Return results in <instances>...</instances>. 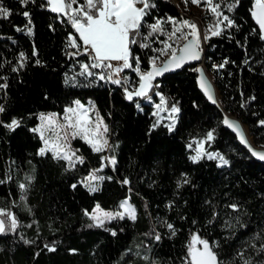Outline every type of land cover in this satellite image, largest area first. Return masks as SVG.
<instances>
[{
	"label": "trees",
	"instance_id": "trees-1",
	"mask_svg": "<svg viewBox=\"0 0 264 264\" xmlns=\"http://www.w3.org/2000/svg\"><path fill=\"white\" fill-rule=\"evenodd\" d=\"M149 2L153 6L135 37L137 43L130 46L142 70L149 69L154 54L150 43L154 34L145 40L148 25L157 18L181 17L172 0ZM0 5L11 13L0 17V84L7 85L0 88V106L5 109L0 121H21L14 130L0 124V181H4L0 208L13 212L18 220L15 231L0 234V264H124L131 256L135 264H185L193 233L217 242L220 258L226 262L242 264L236 256L241 250L264 261V255L257 256L249 247L264 242V162L254 159L222 124L225 110L242 120L256 142L264 141L260 124L264 120V41L250 14L253 0H239L229 12L235 26L210 36L199 47L220 91L222 108L199 91L193 67L154 78L157 91L180 108L172 132L164 124L152 128V103L127 100L116 84L96 75H80L69 45L71 34L82 47L78 33L66 16L48 8L46 0L27 4L0 0ZM142 43L149 47H141ZM221 64L222 68L214 67ZM129 73L135 79L134 72ZM152 98L157 99L155 94ZM75 100L91 101L108 125V152L115 157V166L101 169L104 152H93L79 138L72 140V146L84 158L83 164L69 168L50 152L38 155L42 141L31 131L39 122L38 114L62 115ZM209 131L214 138L206 142L207 150L223 155L227 165L207 157L196 163L190 159L191 140L202 139ZM94 169H101L105 179L97 191L90 192L82 180ZM125 178L128 184L122 183ZM185 178L188 183H183ZM21 183L27 185L23 192ZM124 199L136 209L135 220L117 218L104 227H89L93 221L85 210L99 204L114 211ZM232 203L238 211L227 207ZM258 233L260 239H253Z\"/></svg>",
	"mask_w": 264,
	"mask_h": 264
},
{
	"label": "snow or ice",
	"instance_id": "snow-or-ice-1",
	"mask_svg": "<svg viewBox=\"0 0 264 264\" xmlns=\"http://www.w3.org/2000/svg\"><path fill=\"white\" fill-rule=\"evenodd\" d=\"M20 2L27 4L29 0H20ZM191 2L197 5L201 4V0H191ZM203 3L207 10L217 17L216 23L208 29L212 36H219L224 28H232L235 26L234 20L224 14L220 3H214L213 0H203ZM47 4L50 6L52 12L60 13L68 18L73 29L78 33L79 40L85 46L83 51L89 55L91 62L80 65V75H98V79H107L115 84H121V80L114 79V75L119 76L124 69H133L139 75L140 83L138 88L129 91L125 87V98L127 100L131 101L133 97H147L149 90L153 87L152 81L155 77L161 76L167 71L179 69L189 61L200 59V33L194 22L187 19L177 20L174 17H168L167 20L157 18L153 23L148 25L150 32L145 37V40L155 33L163 32L165 23H171L172 31L168 33L169 40L175 41L182 39L187 42L182 47H173L168 41H162L163 48L155 50L159 55L150 59L149 69L147 71H141L140 58L132 57L130 46L137 43L135 37L139 35V30L143 25L144 18L148 14V9L153 6L149 0H84L78 6H74L78 4V0H47ZM138 4L142 5V7H138ZM238 4L239 0H233L232 3L227 4V11H233ZM10 14L9 9L0 5V17L7 18ZM250 14L259 26L260 39L264 41V0H253ZM23 15L28 17L29 13L24 12ZM184 28L190 31L184 32ZM30 32L31 29H29ZM189 37H191L190 40ZM208 38V35H204L203 37L205 40ZM69 45L73 48L78 47L76 38L71 34L69 35ZM141 47L146 48L149 45L142 43ZM165 53H170V55L158 65L157 61ZM20 56L21 60L25 59L23 53ZM112 62L117 63L113 64ZM133 64H135V67H133ZM223 66L221 64L214 67L222 68ZM21 67H23V64H21ZM92 69H101L102 71L97 74ZM105 69L108 70L107 73L103 71ZM195 71L200 73L198 79L199 87L203 90L207 98L215 103L211 85L205 78L203 69L198 68ZM124 82H127L126 79ZM6 86L5 84H0V88ZM157 95L160 96V103L156 105L158 111L154 115H158L159 111L164 110L162 106L167 103L163 95L160 93H157ZM92 109H94V105H92ZM90 110L80 100H75L72 105L64 109V115L62 117L63 123L57 119L56 113L47 115L41 113L39 126L31 129L32 132L39 134L43 142V146L38 150V155L44 156L46 153L51 152L54 159H63L68 162L69 168H73L77 163L83 164L84 158L77 155L78 150H72L70 139H82L96 153L110 148L111 145L107 138L109 133L108 126L104 123L99 113H96V118L93 120L89 115ZM4 111V107L0 106V113ZM170 112L173 114L170 117L172 123L167 125V128L169 132H172L176 124L175 114L180 112V108L176 103L171 105ZM223 123L236 132L241 143L247 145V141L237 122L225 117ZM0 124H3V121H0ZM20 124V120L13 118L10 123L3 124V126L9 130H14ZM159 124L160 120L158 119L152 125V128H156ZM260 124L264 125V120H261ZM213 138V131H209L207 133V140L211 141ZM196 143V154L190 157L194 163L201 160L204 156H207L210 160L218 159L222 165L229 163L219 153L207 152L204 147V141H198ZM188 146L189 148L192 147L191 144ZM249 150L252 152V155L264 161V151H256L251 146H249ZM105 160L113 166L116 165L114 156L111 158L102 157L101 169L105 166L103 163ZM101 169H94L83 181L90 192L98 190L93 182L105 179V177L96 174ZM7 179H11V177L9 176ZM31 179L32 177H26L27 181ZM108 179H111V177H108ZM3 182L0 181V183ZM122 183L128 184L129 180L125 178ZM183 183H188L187 178L183 180ZM177 186L180 187L181 183L178 182ZM26 187L27 185L25 183L19 184L22 192L26 190ZM72 187L75 188L76 185L73 184ZM21 199L23 200L24 197L22 196ZM120 207L122 211L115 213L104 211L99 204L91 212L85 210L84 215L93 221V224L89 225V227H104L107 221L117 218L124 219L125 216L132 220L136 219V209L127 200L122 201ZM227 207L234 212L238 211V205L236 203L229 204ZM213 215L216 216L217 213H213ZM167 227L175 235L173 225L168 223ZM17 228L18 220L16 215L11 211H5L3 208H0V234L15 231ZM112 234L115 235L116 233L113 232ZM160 238V235L157 233L155 239L159 240ZM253 239L259 240L260 234L258 233ZM45 247L49 251H55L54 247L48 245H45ZM218 247L217 242H210L202 238L198 233H193L187 246L185 264H232V262H226L220 258L217 250ZM249 247L255 251L257 256L264 255V242H261L258 246L255 243H251ZM236 256L242 261V264H264V261H257L252 256H246L243 250L238 251Z\"/></svg>",
	"mask_w": 264,
	"mask_h": 264
},
{
	"label": "rangeland",
	"instance_id": "rangeland-1",
	"mask_svg": "<svg viewBox=\"0 0 264 264\" xmlns=\"http://www.w3.org/2000/svg\"><path fill=\"white\" fill-rule=\"evenodd\" d=\"M47 1V0H46ZM174 2V4L178 7V9L180 10V13H181V17L177 20H181V19H187L191 22H194L198 29H199V33H200V44H199V47H203L206 43L207 40L203 39L204 35H208V37L212 36L211 33L208 31L209 27H211L212 25H214L216 23V20H217V17L211 13L210 11L207 10L206 6L204 5L203 3V0H201V4L200 5H197V4H193L191 2V0H172ZM84 2V1H83ZM83 2H78L77 5H74V6H78L79 3H83ZM214 3H220L222 5V10L224 11V14L228 15L230 17V14L229 12L227 11V4H230L231 3V0H213ZM138 7H142V5H137ZM48 8L51 10L50 6L48 5ZM56 13V12H55ZM231 18V17H230ZM71 23V22H70ZM221 27H223V25H221ZM172 31V24L171 23H165L164 24V31L161 32L160 34L163 36L162 38L158 37L157 35L154 34V37L152 40H150V43L152 44V48H153V51H154V54L150 57V59L152 57H155V56H158L159 53L157 51H155L156 49H162L163 48V43L162 41H168L169 43L172 44L173 47H180L181 44L184 42V40L180 39V40H169V37H168V33H170ZM184 32H188L190 31L189 29L187 28H184L183 29ZM85 47V46H83ZM73 48V47H72ZM74 49V48H73ZM73 49L71 51V53H73ZM170 55V53H165V55H162L160 56L159 60L157 61V64L160 65L161 62L167 58L168 56ZM150 61V60H149ZM113 64H116L117 62H112ZM133 67H135V65H133ZM129 71H132L134 72V74L136 75L135 79H131V77L127 76V74L129 75ZM141 71H147V70H142ZM208 71V70H207ZM121 74L125 77H128V79H126V83L124 82L125 79L123 80V84H124V87H127L129 91H133L135 90L136 88H138L139 86V75L133 70V69H124ZM208 74L209 76L213 79V74L212 72L208 71ZM137 78V79H136ZM112 83V82H111ZM115 84V83H113ZM156 84L157 83H154V79L152 81V85L153 87L149 90L148 92V96L147 97H133L136 98V99H140L142 98L143 100H145L146 102H150L153 104V115L154 113H156L158 110L156 108V105L160 103V96L157 95V93H159L156 89ZM124 92V95H125V90H123ZM156 95L157 99H153V95ZM167 101V100H166ZM91 101H88L86 104L82 103L86 108H90V112H89V115L92 117L93 120H95L96 118V113L97 110L94 106V109H92V105H94L92 102L90 103ZM73 104V103H72ZM172 104L170 103H166L165 105H163V109L164 110H161L159 111L158 115H154V122L156 123V121L159 119L160 120V124H164V125H169L172 123V120H171V116L173 115L171 112H170V107H171ZM51 112H45L43 114H50ZM40 114H38V118H40ZM64 113L62 115H58L57 114V119L61 121V123H63V120H62V117H63ZM101 117V116H100ZM175 117H176V121H177V117H178V113L175 114ZM104 121V120H103ZM104 123L106 124V122L104 121ZM40 124V119H39V122L38 124L35 126L38 127ZM107 125V124H106ZM108 126V125H107ZM246 126V125H245ZM247 127V126H246ZM248 129V128H247ZM250 133V132H249ZM39 135V134H38ZM252 140L256 143V145L260 146V147H264V141H255L253 136L250 134ZM107 138L108 140L110 141V138H109V133L107 135ZM72 140L73 139H70V145H71V148L72 150L75 151V149L73 148L72 146ZM42 141V140H41ZM198 141H204V147H205V150L207 152H213V153H217V152H214V151H208L207 148H206V142L208 141L207 140V136L202 138V139H192L191 140V145L192 147L190 148L191 150V156L195 155L196 154V148H197V143ZM42 146H43V142H42ZM41 146V147H42ZM40 147V148H41ZM109 149V148H108ZM108 149H105L103 152H104V156L103 157H107V158H111L112 156L109 154L108 152ZM51 153V152H50ZM77 155L78 152H77ZM221 155V154H220ZM81 156V155H80ZM223 156V155H222ZM204 157H207V156H204ZM217 160L218 164L219 165H222L220 163V161L218 159H215ZM67 162V161H66ZM104 165H111L107 162V160L103 161ZM68 164V162H67ZM104 166V167H105ZM98 176H103L102 174H100L99 172L96 173ZM89 175V174H88ZM88 175L86 177H88ZM85 177V178H86ZM104 177V176H103ZM85 178L82 180V184L85 186V183H83V181L85 180ZM95 184V186L98 188L101 181H95L93 182ZM86 187V186H85ZM88 188V187H86ZM124 200H127L128 199H124ZM122 200V201H124ZM121 201V202H122ZM121 202L119 204V208L117 210H114V211H111V210H105L103 208L104 211L106 212H119V211H122L120 205H121ZM129 203V201H128ZM130 204V203H129ZM132 205V204H131ZM95 208V207H94ZM91 212V211H89ZM127 217V216H125ZM124 264H135L134 263V259L133 257L131 256V258L127 259L125 261Z\"/></svg>",
	"mask_w": 264,
	"mask_h": 264
},
{
	"label": "water",
	"instance_id": "water-1",
	"mask_svg": "<svg viewBox=\"0 0 264 264\" xmlns=\"http://www.w3.org/2000/svg\"><path fill=\"white\" fill-rule=\"evenodd\" d=\"M254 21H255V20H254ZM255 23H256V22H255ZM256 25H257V24H256ZM257 26H258V25H257ZM258 28H259V26H258ZM190 39H191V37H189V40H190ZM186 42H187V41H184V42L181 44L180 47H182L183 44L186 43ZM199 52H200V59L189 61V62L185 63L181 68L167 71V72L163 73L161 76H163V75H169V74H174V73H178V72H180V71H181L183 68H185V67H193V70H194V71H195V69H198V68H199V69H203V74H204L205 78L209 81V83H210V85H211V88H212V91H213V95H214V99H215V103H213L212 101H210V100L207 98V96L204 94L203 90L199 87V85H198V79H199V77H200V73L197 72V71H195L196 74H197V86H198V89H199V91L202 93V95L205 97V99H206L209 103H211V104H215V105L219 106L220 108H222V106H221V99H220V91H219L218 88L216 87V85H215V83H214V80L209 76L208 71H207L206 66H205V52H204V50H201L200 48H199ZM167 58H168V57H167ZM167 58H165L164 60H166ZM164 60H163V61H164ZM157 77H160V76H157ZM223 114H224V115H223V120H222L223 127H224L225 129H227L229 132H231V133L236 137V139H237V141L239 142V144H240L243 148H245L248 152H250L251 156H252L254 159H256V160L259 161V162H264V161L260 160L258 157L252 155V152L249 150V146H251V148L254 149V150H256V151H264V147H260V146L256 145L255 142H252V141L249 139L248 134H247V132H246V130H245V128H244V125H245V124L242 122V120H241L239 117H237L236 115H234V114H232V113H230V112H227V111H225V110H223ZM225 117H227L229 120H231V121H235V122H237V123L239 124L240 129H241V131H242V133H243V135H244V137H245V139H246V141H247V145L244 144V143H241L240 138L237 136L236 132L233 131V129L229 128L227 125H225V124L223 123Z\"/></svg>",
	"mask_w": 264,
	"mask_h": 264
},
{
	"label": "built area",
	"instance_id": "built-area-1",
	"mask_svg": "<svg viewBox=\"0 0 264 264\" xmlns=\"http://www.w3.org/2000/svg\"><path fill=\"white\" fill-rule=\"evenodd\" d=\"M84 47H76L73 49V53L72 56L74 57V59H78L79 62V67L82 63H90V57L87 53H85L83 51ZM75 53V55H74ZM81 69V68H80ZM96 71L98 73H100L102 70L101 69H96ZM105 73H107L108 70H103ZM127 76L129 77V75L127 74ZM128 77L123 76L121 73L119 76H115L114 75V79H120L121 80V84H116L117 87H120L121 90H125L124 84H123V80L126 78L128 79ZM113 165H106L105 167H112ZM93 171V170H92ZM91 171V172H92ZM99 172V171H98ZM100 173V172H99Z\"/></svg>",
	"mask_w": 264,
	"mask_h": 264
},
{
	"label": "bare ground",
	"instance_id": "bare-ground-1",
	"mask_svg": "<svg viewBox=\"0 0 264 264\" xmlns=\"http://www.w3.org/2000/svg\"><path fill=\"white\" fill-rule=\"evenodd\" d=\"M92 71L94 72V73H97L98 74V72L96 71V69H92ZM97 77H98V75H96ZM103 81H108L107 79H105V80H103ZM108 82H110L111 83V81H108ZM244 128H245V130H246V132H247V134H248V137H249V139L252 141V142H254L253 140H252V138H251V136H250V133H249V131H248V129H247V127L244 125Z\"/></svg>",
	"mask_w": 264,
	"mask_h": 264
},
{
	"label": "crops",
	"instance_id": "crops-1",
	"mask_svg": "<svg viewBox=\"0 0 264 264\" xmlns=\"http://www.w3.org/2000/svg\"><path fill=\"white\" fill-rule=\"evenodd\" d=\"M81 43H82V41H81ZM84 45L82 44V47H83ZM51 113H53V112H51Z\"/></svg>",
	"mask_w": 264,
	"mask_h": 264
}]
</instances>
